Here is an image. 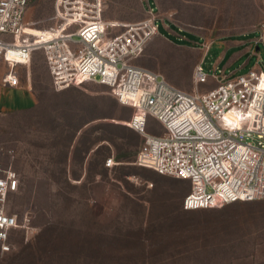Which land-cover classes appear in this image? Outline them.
Wrapping results in <instances>:
<instances>
[{
	"label": "rangeland",
	"instance_id": "374dc122",
	"mask_svg": "<svg viewBox=\"0 0 264 264\" xmlns=\"http://www.w3.org/2000/svg\"><path fill=\"white\" fill-rule=\"evenodd\" d=\"M29 2L28 26L57 24L56 0ZM149 4L160 18V35L137 65L176 79L189 93L198 90L199 53L205 73L218 69L226 80L264 68V0H105L104 18L142 21ZM171 23L202 36L186 33L184 43L193 38L198 49L168 41L177 39L169 36L167 27L177 30ZM204 41L207 50L200 47ZM6 72L0 63V165L12 163L20 180L8 211L32 220L28 232L14 234L0 264H264V200L183 212L190 183L136 165L143 138L127 126L134 110L120 105L111 89L88 82L57 93L42 52L29 70H19L17 89L23 90L2 84ZM119 154L128 155L130 166L107 170L104 162H117ZM84 159L88 179L68 183L66 176H78Z\"/></svg>",
	"mask_w": 264,
	"mask_h": 264
},
{
	"label": "built area",
	"instance_id": "2783aa9c",
	"mask_svg": "<svg viewBox=\"0 0 264 264\" xmlns=\"http://www.w3.org/2000/svg\"><path fill=\"white\" fill-rule=\"evenodd\" d=\"M29 3L0 0L5 87L19 88V70H29L34 56L42 52L55 90L88 82L104 84L121 105L134 110L127 126L143 138L137 164L189 182L185 210L264 200L263 67L226 80L223 71L206 74L200 62L194 69L198 90L189 93L162 74L136 64L160 35V18L152 5L146 9V19L124 22L104 18L105 0H56L57 24L36 29L25 21ZM259 30L264 43V21ZM211 80L215 87L199 90ZM151 119L160 128L152 127ZM161 129L163 134H159ZM7 153L13 156V151ZM114 165L112 157L105 161L106 167ZM19 186L13 164L0 165L2 254L12 250L11 233L31 229L30 216L19 220L8 211V198Z\"/></svg>",
	"mask_w": 264,
	"mask_h": 264
},
{
	"label": "crops",
	"instance_id": "0c3cea01",
	"mask_svg": "<svg viewBox=\"0 0 264 264\" xmlns=\"http://www.w3.org/2000/svg\"><path fill=\"white\" fill-rule=\"evenodd\" d=\"M167 29L169 30V36H177V38L178 39H183L184 40V42L188 39L187 38V34H186V32H179V34H177V30H173L172 29V27H167ZM163 37V36H162ZM168 37V36H167ZM167 37H165V38H167ZM234 37V36H233ZM233 37H231V38H233ZM231 38H228V39H231ZM191 39V38H190ZM227 39V40H228ZM167 40H168V38H167ZM191 40H193L194 41V39L192 38ZM169 41V40H168ZM193 41H191L190 43H187V44H190V45H192L193 44ZM232 42V43H231ZM227 43H229L230 45L231 44H233V43H237L236 41H231V40H229V41H227ZM209 46H210V43H207V42H205L204 41V44L203 45H200V47H202V48H204L205 50H207L208 48H209ZM200 50V49H199ZM256 50H258V48H256ZM199 60H200V53H199V56H198V60H197V64L198 63H200L199 62ZM0 63H3L4 65H5V63L2 61V60H0ZM6 66V65H5ZM260 66V65H259ZM260 68V67H259ZM254 69H257V68H254ZM218 70V69H217ZM253 70V69H252ZM220 71V70H219ZM4 76V75H3ZM2 76V77H3ZM171 82L174 84V85H176V86H181V83L179 82V81H176V79L174 80H171ZM86 84V83H85ZM213 84H215V82L213 81V80H211L210 81V83L208 84L209 86H210V88H208V90L209 89H211V88H213V87H215L216 86V84L213 86ZM23 88V87H22ZM16 89L15 91H19V90H23V89ZM197 88V87H196ZM207 91V90H206ZM68 165H71L70 163L68 164ZM87 160H83V162H82V172L78 175V177H76V176H74L73 174H71V173H69L68 174V180H69V182L70 181H73V180H75L76 182H79V183H81L82 181H86L87 179H88V177H89V175H88V169H87ZM121 165H123V164H118L117 163V166L116 167H119V166H121ZM109 168V167H108ZM71 177V178H70ZM170 178H172V177H170ZM174 181H175V179L174 178H172ZM182 183L183 184H185V181H182ZM187 183V182H186ZM183 203V202H182Z\"/></svg>",
	"mask_w": 264,
	"mask_h": 264
},
{
	"label": "trees",
	"instance_id": "16d2710c",
	"mask_svg": "<svg viewBox=\"0 0 264 264\" xmlns=\"http://www.w3.org/2000/svg\"><path fill=\"white\" fill-rule=\"evenodd\" d=\"M101 85H103V86H106V85H104V84H101ZM108 87V86H107ZM71 87H69V88H66V89H64V90H62V91H57V90H55L57 93H61V95H67V94H69V89H70ZM109 89H110V87H108ZM117 100V99H116ZM119 103V102H118ZM120 104V103H119ZM121 105V104H120ZM122 106H124V105H122ZM127 107V106H126ZM94 119H95V117H94ZM93 120V119H92ZM91 123V121H89V122H85L84 124H82V126H81V128L83 127V126H86L87 124H90ZM130 128V127H129ZM131 129V128H130ZM132 131H134L133 129H131ZM134 132H136V131H134ZM137 133V132H136ZM138 135H140L139 133H137ZM141 136V135H140ZM142 137V136H141ZM140 151V150H139ZM97 151L95 150V153H96ZM139 153V152H138ZM67 156H68V154H67ZM128 155H122V154H119V155H117V157H116V159H117V162L115 161V157H112L113 159H114V161H115V165L112 167V169L113 168H115L116 166H117V163L118 164H123V165H125V164H127V165H129L130 163L129 162H131L130 160H129V157H127ZM137 157H138V154H137V156H136V165L138 166V167H140V168H142V169H145V170H151V169H148V168H145V167H142V166H139L138 164H137ZM111 158V157H110ZM122 166V165H121ZM130 166V165H129ZM104 167L105 168H107V170H109L110 168H108V167H106L105 166V162H104ZM151 171H154V170H151ZM155 172V171H154ZM155 173H157V172H155ZM158 174V173H157ZM158 175H160V174H158ZM160 176H164V175H160ZM76 177H78V176H76ZM169 177V176H168ZM66 180H67V182L69 183V180H68V176H66ZM173 178V177H172ZM175 179V181H177V182H181L182 183V180H179V179H176V178H174ZM185 185H187L188 186V183H186L185 182ZM19 189H20V186H19ZM19 191V190H18ZM189 191H190V188H189ZM189 191L186 193V195L189 193ZM185 195V196H186ZM185 198V197H184ZM184 201V200H183ZM256 201V200H255ZM239 202H241V201H239ZM247 202H252V201H247ZM235 203H238V202H235ZM231 204H234V203H231ZM181 208H182V210H183V212H195V211H200V210H208V209H199V210H185L184 208H183V203H182V205H181ZM18 231H20V230H15L13 233H11V238H10V241H11V244H12V247H13V236H14V234L16 233V232H18ZM12 251V250H11ZM10 251V252H11ZM10 252H8V253H10ZM8 253H4V254H8ZM0 254H2L1 252H0ZM4 254H2V255H4Z\"/></svg>",
	"mask_w": 264,
	"mask_h": 264
},
{
	"label": "flooded vegetation",
	"instance_id": "af4514ba",
	"mask_svg": "<svg viewBox=\"0 0 264 264\" xmlns=\"http://www.w3.org/2000/svg\"><path fill=\"white\" fill-rule=\"evenodd\" d=\"M172 24V26H174V27H177V34H179V32L181 31V32H186V33H188V34H191L192 36H194V37H199V38H201L202 39V36H200V35H198V34H195V33H193V32H190V31H188V30H184V29H182V28H180L178 25H176V24H174V23H171ZM173 45H175V46H178V47H187V48H193V49H198V46H197V42L194 40L193 41V44L192 45H190V44H188V45H186L185 43H184V40L183 39H172V38H170V39H168Z\"/></svg>",
	"mask_w": 264,
	"mask_h": 264
}]
</instances>
